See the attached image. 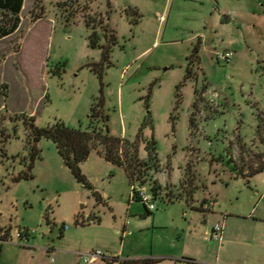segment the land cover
<instances>
[{
  "label": "rangeland",
  "instance_id": "rangeland-1",
  "mask_svg": "<svg viewBox=\"0 0 264 264\" xmlns=\"http://www.w3.org/2000/svg\"><path fill=\"white\" fill-rule=\"evenodd\" d=\"M222 13L233 23L221 26ZM263 13L264 0H25L19 31L0 42V227L11 240L0 264H84L92 252L264 264V168L251 173L264 167ZM92 105L128 142L125 157L148 163L133 187L153 199L156 183L150 214L123 168L92 151L80 164L87 189L44 138L32 178L14 181L30 164L31 118L85 130ZM208 198L212 216L191 209ZM215 224L222 243L210 239Z\"/></svg>",
  "mask_w": 264,
  "mask_h": 264
},
{
  "label": "trees",
  "instance_id": "trees-1",
  "mask_svg": "<svg viewBox=\"0 0 264 264\" xmlns=\"http://www.w3.org/2000/svg\"><path fill=\"white\" fill-rule=\"evenodd\" d=\"M23 4L24 0H0V41L13 36L19 31L21 25L20 15L23 10ZM41 18V15H33L31 23ZM95 36L94 31L89 36L90 45L93 48L97 46ZM198 50L199 42L193 49L192 57L196 58ZM99 106L100 105H92L89 116V126L85 130L71 129L61 121H57L46 128H37L34 126L33 119L31 118L30 124L28 125L31 129V140L28 141L31 150L30 164L26 167V171L18 175L14 181L19 182L32 178L31 170L33 168V163L39 156L36 144L40 139L44 138L54 144L63 164L70 171L75 181L87 189L91 188L81 173L80 164L88 159L92 151L102 153L106 162L123 168L131 187H133L135 183L140 186H145L147 179L144 177H147L146 174H148V163H142L138 160L136 150H134V156L125 157L127 154L126 148L128 147V142L125 139L114 138L109 135L106 124L108 117L105 116L102 107ZM146 148L149 152V160L152 162L154 157H152L151 154H153L154 147L152 146L149 148L148 145ZM122 155H124V158H122ZM263 168L264 167L254 170L251 173H258ZM150 189L154 197H156L158 188L155 182L152 183ZM94 195L99 199L95 193ZM132 199L141 202L137 192H135L133 188ZM143 205L147 214H150L151 212L148 210L147 206L145 204ZM195 211H198V209H195ZM199 211L203 212L200 208ZM105 263L151 264L153 261L150 259L120 261L118 258H111L105 261Z\"/></svg>",
  "mask_w": 264,
  "mask_h": 264
},
{
  "label": "built area",
  "instance_id": "built-area-1",
  "mask_svg": "<svg viewBox=\"0 0 264 264\" xmlns=\"http://www.w3.org/2000/svg\"><path fill=\"white\" fill-rule=\"evenodd\" d=\"M233 58V53L232 52H226L223 54H217L216 55V61L217 62H221V63H229ZM133 190L135 192H137L138 194V198L139 200L145 204L148 208V210L151 211H155V205L152 203V200H155L156 198L154 197L153 199L150 198L148 195H146L143 191H136L135 188L133 187ZM216 202L212 199L206 200L204 201L201 205H200V209L203 212H210L211 210H213V208L215 207ZM210 239L218 242V243H222L223 240V228L222 225L220 224H215L210 232ZM28 237H29V233L28 232H18L16 235V240L21 243L20 246L22 247H28L26 244L28 242ZM9 239V233L8 230L6 229H2L0 230V242L3 241H7ZM111 258H105L104 255L102 253L99 252H92L90 254H88L87 256L84 257L83 259V263L84 264H95L98 261H108Z\"/></svg>",
  "mask_w": 264,
  "mask_h": 264
},
{
  "label": "crops",
  "instance_id": "crops-1",
  "mask_svg": "<svg viewBox=\"0 0 264 264\" xmlns=\"http://www.w3.org/2000/svg\"><path fill=\"white\" fill-rule=\"evenodd\" d=\"M24 2H25V0H24ZM217 6H218V4H217ZM218 8V7H217ZM23 9H24V4H23ZM217 10H219V9H217ZM23 11V10H22ZM219 12H221V11H219ZM264 14V13H263ZM241 15H242V17L244 16L245 18H246V20H249L250 18H252V20H254L255 19V17L257 18L258 16H256L255 15V13L254 12H252V11H248V10H245L244 8L242 9V11H241ZM243 17V18H244ZM250 17V18H249ZM236 20V19H235ZM231 23H233V21H232V19L231 18H229L227 15H225L224 13H222V18H221V21H220V25L221 26H223V27H227V26H229ZM236 25H238V23L236 24ZM239 26V25H238ZM6 39H8V38H6ZM6 39H3L2 41H4V40H6ZM1 42V41H0ZM209 199H212V198H208V199H204L203 201H206V200H209ZM212 200H214V199H212ZM191 206V209H193V210H195V209H198V211H199V208H196V206H192V205H190ZM200 212V211H199ZM201 213H208L209 215H213V214H215V211H214V208H213V210H211L210 212H201ZM0 230H1V227H0ZM126 232H129L128 230L126 231ZM10 243H11V240H10V237H9V239L7 240V241H3V242H0V263H1V261H2V257H3V255L5 254V252L6 251H8V249H9V247H11V246H9L10 245ZM22 247V246H21ZM23 248H26V247H23ZM101 263H105V261L104 262H101ZM6 264H9L7 261H6Z\"/></svg>",
  "mask_w": 264,
  "mask_h": 264
}]
</instances>
